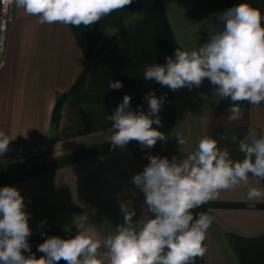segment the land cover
<instances>
[{"label":"crops","instance_id":"crops-1","mask_svg":"<svg viewBox=\"0 0 264 264\" xmlns=\"http://www.w3.org/2000/svg\"><path fill=\"white\" fill-rule=\"evenodd\" d=\"M240 2L133 0L90 28L41 25L15 6L0 65V128L14 138L0 157V188L13 186L24 197L32 230L28 240L37 258L43 255L38 245L47 237L69 238L68 225L59 223L64 220L59 198L72 197L68 192L77 172L88 169L85 176L90 177L99 164V207L103 200L128 198L139 221L146 212L145 195L132 180L149 164L148 155L179 160L208 135L233 159L242 160L231 136L242 139L249 127L264 134V104L253 107L245 102L242 117L231 121L230 100L215 97L208 79L200 87L172 91L143 78L145 66L165 64L178 47L206 43L210 32L220 28L217 14ZM246 2L264 13V0ZM110 81H120L123 87L113 90ZM150 92L163 98L161 125L152 127L163 132L166 141H157L150 149L137 141L124 148L113 146L108 142L112 121L107 117L126 94L131 110L148 113L145 97ZM189 123L196 131L189 133ZM176 132L185 136L187 145L179 148ZM223 134L227 139H220ZM250 185L264 189V180L250 178ZM62 190L64 194H56ZM247 190L240 186L223 191L195 210L215 217L205 241L207 253L196 264H218L219 258L226 263L230 259L234 264H264V199L248 201Z\"/></svg>","mask_w":264,"mask_h":264},{"label":"clouds","instance_id":"clouds-1","mask_svg":"<svg viewBox=\"0 0 264 264\" xmlns=\"http://www.w3.org/2000/svg\"><path fill=\"white\" fill-rule=\"evenodd\" d=\"M26 16L36 17L39 24H63L90 28L103 17L124 10L133 0H14ZM218 31L197 48L178 47L165 64L145 66L143 78L155 80L172 91L200 87L205 79L214 86V96L228 99V119L242 117V104H264V13L246 0L217 14ZM118 90L122 82H109ZM148 113L130 108L131 97L125 95L107 119L112 121L108 142L121 148L137 141L143 148H153L166 135L153 128L161 125L158 113L163 98L149 93ZM178 145L188 140L175 133ZM8 132L0 128V157L9 150ZM221 140L227 139L223 134ZM243 154L233 159L219 141L205 135L194 150L182 159L148 155L149 164L133 177L132 183L145 195L146 212L134 221L136 212L121 202L123 223L108 235L94 228L80 229L75 237L49 236L38 245L43 253H31L28 238L29 213L25 199L13 186L0 188V264H196L207 253L205 241L215 221L210 212L196 209L218 198L226 190L246 187L247 200L264 199V189L250 185V178L264 180V134L249 127L242 139L231 136ZM43 221L41 226H43ZM103 249V251H101ZM25 253H31L25 255Z\"/></svg>","mask_w":264,"mask_h":264},{"label":"rangeland","instance_id":"rangeland-1","mask_svg":"<svg viewBox=\"0 0 264 264\" xmlns=\"http://www.w3.org/2000/svg\"><path fill=\"white\" fill-rule=\"evenodd\" d=\"M165 1L168 4L170 3L176 4L178 0H165ZM189 1L195 3V2H200L202 0H189ZM190 95L191 93L188 94V96ZM206 95L208 94L206 93ZM197 98H205V96L197 97ZM194 115L197 117L199 115V111L195 110ZM196 123L197 125H199V122ZM188 126H189L188 128L189 133L192 132L193 129L196 131V128L194 127V123H189ZM92 164L94 165V163H91V165ZM98 165L94 167L92 171H90L92 174L90 177L85 176L87 175L88 169L77 172V174L74 175V179L72 181L73 182L71 189L72 191L71 193L68 192L70 195H72V197L71 198L68 197L65 199L59 198V201L62 205V208L60 210L62 212L64 211L63 214L64 220L59 221V223H63L64 226L68 225L66 233L69 236V238L75 237L79 233L80 229L78 228V226L81 225L83 226V228L92 227L102 235L111 234L116 226L123 223V215L120 211L121 202L123 201L129 203V206L132 208V203L128 198L103 200V202L100 204L99 207V199H97V192L99 187L98 171H100L99 169H101V166L98 167ZM47 186H49V183L47 184ZM64 191L65 190L57 191L56 194L60 196L62 193L63 194L65 193ZM135 218L136 216L133 218L134 221H136ZM101 251H103V249H101ZM219 260L221 262H218V264H234L231 263L230 259H229L230 262L227 263L225 260H222L221 258H219Z\"/></svg>","mask_w":264,"mask_h":264},{"label":"built area","instance_id":"built-area-1","mask_svg":"<svg viewBox=\"0 0 264 264\" xmlns=\"http://www.w3.org/2000/svg\"><path fill=\"white\" fill-rule=\"evenodd\" d=\"M14 0H0V65L6 48L7 37L11 24L14 21Z\"/></svg>","mask_w":264,"mask_h":264}]
</instances>
